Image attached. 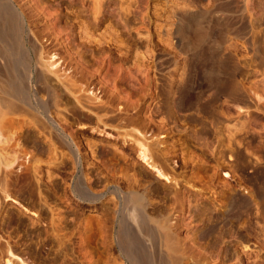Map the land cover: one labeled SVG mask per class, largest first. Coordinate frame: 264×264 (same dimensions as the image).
Listing matches in <instances>:
<instances>
[{"label":"rangeland","instance_id":"obj_1","mask_svg":"<svg viewBox=\"0 0 264 264\" xmlns=\"http://www.w3.org/2000/svg\"><path fill=\"white\" fill-rule=\"evenodd\" d=\"M2 1L25 63L0 59V264H131L125 225L168 264H264V0ZM209 112L242 127L220 159Z\"/></svg>","mask_w":264,"mask_h":264},{"label":"bare ground","instance_id":"obj_2","mask_svg":"<svg viewBox=\"0 0 264 264\" xmlns=\"http://www.w3.org/2000/svg\"><path fill=\"white\" fill-rule=\"evenodd\" d=\"M207 30V29H206ZM205 33V31H204ZM207 37V36H206ZM20 43H19V22H18V18L17 16L15 15L13 9L11 8V6H9V4L3 2L2 0H0V59L2 58L5 62V67L7 70H14L15 71V68H16V65L17 64H24L25 63V58H24V55L23 53L21 52L20 50V47H19ZM17 71V70H16ZM8 73V74H7ZM6 74V81L4 84V92H5V95H10L9 97L13 96L14 97H17V98H24L25 96V89L26 87H24V85L20 82V80H18L19 78L14 74V73H11V72H7ZM23 76V75H22ZM21 76V77H22ZM17 78V80H16ZM38 79V78H37ZM2 87V86H1ZM226 89H227V93L233 95H237L238 92H241V91H238V88L235 84L233 83H228L225 85ZM220 90V89H219ZM240 90V89H239ZM3 92V93H4ZM241 94V93H240ZM235 97L237 99H239V95ZM241 97V96H240ZM244 98V97H243ZM242 98V99H243ZM236 99V101H237ZM242 99L240 98L239 100L242 101ZM4 100V99H3ZM18 100V99H17ZM189 100V99H188ZM238 100V101H239ZM244 101V99H243ZM189 102V101H188ZM6 103V102H5ZM9 105V104H8ZM7 106V105H6ZM11 111V110H10ZM6 112V111H5ZM212 112V111H211ZM180 113V112H179ZM199 113V112H198ZM194 114V113H193ZM207 116L204 115V117H208L210 119V122L213 124L214 126V129H213V132L212 134L210 133L209 136L211 137H217L218 138V142L219 140H221L222 143H224L223 141L225 140L224 138L228 135L230 137V133L228 135H224L221 134V131H219L217 129V123L218 121V117L217 116V113H206ZM6 115V114H5ZM192 115V114H191ZM199 117V116H198ZM197 116H192L191 118V121L192 123H194V126L195 125H200L201 127L204 126V117L203 118H198ZM208 125V123H207ZM197 127V126H196ZM238 127V126H236ZM203 128V127H202ZM205 128V126H204ZM200 129V128H199ZM208 129V128H207ZM227 129V128H226ZM242 129L241 128H238L236 131H234V133L231 134V137L230 138H227L226 140L228 141L225 144H223V150H219L218 151V156H216L217 159H220V158H223V156L225 155L226 153V150H234L232 145L234 144L233 142H235L234 140V135L237 131L240 132V130ZM222 130V129H221ZM209 131V129H208ZM211 131V130H210ZM242 131V130H241ZM195 132L193 135L194 137H196L198 135V130L197 128L193 131ZM229 132H232V131H229ZM224 133V132H223ZM226 133V131H225ZM224 133V134H225ZM223 136V137H222ZM193 137V138H194ZM200 138V137H199ZM205 138V137H204ZM254 138V137H253ZM201 139V138H200ZM209 139V138H208ZM214 139V138H213ZM196 140H197V137H196ZM233 140V142H232ZM205 141V140H204ZM210 142V141H209ZM208 142V143H209ZM233 144H232V143ZM263 142V141H262ZM206 143V142H205ZM257 144V143H256ZM196 145V144H195ZM231 145V146H230ZM254 145V144H253ZM205 147V146H204ZM221 147V146H220ZM238 147V146H237ZM198 148V147H197ZM146 150L143 151V155H142V158L145 160V162H147V164L150 165V167H153L149 161L150 159L146 157L145 155V152ZM240 151V150H239ZM233 152V151H232ZM234 153V152H233ZM236 154V153H235ZM227 155V154H226ZM238 156V154H237ZM231 158H232V155H231ZM240 158V157H239ZM149 160V161H148ZM243 160V159H242ZM246 163V162H245ZM163 172H161L159 170V175L160 176H164V174H162ZM256 174V173H255ZM258 177V173L255 175ZM260 176V175H259ZM260 179V178H258ZM248 180V179H247ZM131 189V188H130ZM256 190V189H255ZM258 192V191H257ZM132 194V193H131ZM232 196V195H231ZM241 197V196H240ZM230 198V197H229ZM229 198H226V199H229ZM243 197L239 198L237 196V194L234 193V195L231 197L230 199V203L229 205L230 206H233L234 208L235 205H242L241 203L243 202L242 199ZM242 199V200H241ZM246 199V198H245ZM250 200V199H249ZM224 202V201H223ZM244 202H246L244 200ZM126 203H129L130 204V213H131V218L133 220V222H135L138 226H139V229H142L143 231H146V227L144 226L145 223H146V217L144 215V206L143 205V197L141 194H138V193H134L132 194L129 198H126ZM197 203V202H196ZM145 204V203H144ZM227 205V204H226ZM244 205V204H243ZM129 206V205H128ZM195 208H196V211L199 210L198 208V205L197 204H194ZM224 207V206H223ZM232 207V208H233ZM195 208H194V211H195ZM207 209V208H206ZM234 210V209H233ZM232 211V209H231ZM200 212V211H199ZM199 212H195V213H198ZM202 212V210H201ZM204 212V211H203ZM229 213V212H228ZM230 214V213H229ZM228 214V215H229ZM195 215V214H194ZM227 215V214H226ZM226 215H223L226 216ZM232 216V215H231ZM197 218V215L195 217V219ZM228 218V216H227ZM225 218V219H227ZM194 219V220H195ZM218 219V218H217ZM223 219V218H222ZM224 219V220H225ZM215 221V220H214ZM219 222V221H218ZM218 224V223H217ZM216 224V225H217ZM222 225V224H221ZM126 226V225H125ZM120 227L119 231H118V243H119V246L121 247V250L123 252V254L126 256V258L128 259V261L131 263V264H168V262L166 261V258H160L161 260L159 261V257L157 255V258H152L150 255V253H148L146 250H144L143 248L141 249L140 248V245L138 246V239L137 237H135V235L133 234L134 232L131 231L130 227L127 226V227ZM210 226V225H209ZM208 226V227H209ZM219 226V225H218ZM205 228L202 229L201 231L198 232L199 236L201 238L203 237H207L208 235H210V230L211 229L210 227L209 228ZM134 228V227H133ZM212 230V229H211ZM194 234V233H193ZM154 238V237H153ZM204 239V238H203ZM152 242H153V239H152ZM144 244V243H143ZM154 244V243H152ZM146 246V245H145ZM13 255V254H12ZM195 257V256H194ZM171 258V257H170ZM177 261V260H176ZM180 261V259H179ZM177 263V262H176ZM6 264H15L13 260L11 259H8L6 260ZM20 264H26L24 262H21ZM181 264V263H180Z\"/></svg>","mask_w":264,"mask_h":264}]
</instances>
